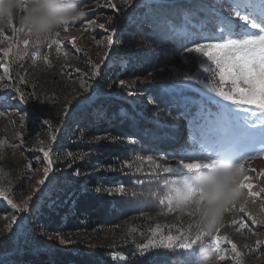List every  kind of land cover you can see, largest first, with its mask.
<instances>
[{"label":"rangeland","instance_id":"1","mask_svg":"<svg viewBox=\"0 0 264 264\" xmlns=\"http://www.w3.org/2000/svg\"><path fill=\"white\" fill-rule=\"evenodd\" d=\"M177 1L180 0H132L131 5H125L122 0H111L119 9L116 11L104 6L109 0H80L84 15L68 22L64 26L69 29L67 32L64 27L59 31L60 46L47 48L46 42L33 45L30 41L21 56L16 52L18 48L24 49L25 35L13 33L10 28L0 32V140L7 142L0 148L7 154V159L0 161V169L7 174L0 180V189L26 209L13 208L0 197V264H53L51 251L91 253L99 248L107 249L110 258L121 262L131 255L176 250L184 253V264H200L203 257L199 243L190 249L142 246L163 236H179L195 224L192 216L175 207L168 212L166 203L161 201L168 189L165 181L176 178L163 168L174 166L181 158L190 162L197 157L196 152L184 155L183 150L191 147L190 116L201 107L210 113L202 122L204 137L218 148L230 150L235 155L232 161L243 160L240 183L251 184V191L259 193L249 196V189L242 188L244 198L235 209L225 213L230 222L219 228L218 234L235 243L242 255L234 260L231 244L222 241L225 260H216L214 253V264H264V116L242 111L219 97L211 89L228 90L229 86L219 81L215 65L206 58L199 63L183 51L185 46H194L191 43L194 39L199 43H216L221 36H229L226 22H231L233 29L237 23L243 24L235 17L236 11L258 18L264 13L260 7L264 0H181L187 7L173 13L164 25L182 44L163 51L155 45H143L144 49L150 47V51L138 53L141 43L125 39L129 27L144 25L150 3ZM195 7L200 9L197 14L193 13ZM178 18L180 23L176 24L173 19ZM100 23L105 27H98ZM13 25L19 28L17 23ZM105 29L115 31L111 45L107 37L112 32ZM239 31L244 34L258 30L249 25ZM73 37L79 52L71 45ZM9 48L12 52L5 56L4 51ZM160 51L165 55L161 60L157 54ZM145 57L152 63L158 61L159 65L169 60L168 65L147 69L138 77L124 76L131 62H151H144ZM4 64L9 67L8 73L4 72ZM96 64L101 67L99 75L94 76ZM119 80L125 83L118 85ZM149 87L160 94L161 104L155 102L151 92H145ZM21 93L26 102L18 99ZM111 104H115L113 110ZM138 115L145 116L148 122L165 125L149 150L142 148L128 161L108 167L86 148L103 140H119L109 134L112 122L118 118L131 120ZM44 120L50 127L41 123ZM53 134L57 137L55 141L51 140ZM137 139L130 135L126 142L135 144ZM41 149L50 150L52 163L47 176L44 169L49 166L48 160ZM128 175H132L133 185L140 187L139 193L126 189L122 177ZM106 176H110L108 181ZM41 179L45 181L43 184L39 183ZM157 184L160 186L156 187ZM121 186L125 194L141 196L147 203L153 200L151 209L134 210L120 225L107 229L62 234L52 231L47 224L50 216L46 211L57 213L65 202L67 214H74L79 192L117 196L123 194L116 191ZM64 195L65 200L61 201ZM252 218L262 222L253 223ZM61 219L66 221L63 215ZM196 231L193 227L192 232ZM216 234L213 229L212 235H205L202 246L208 247Z\"/></svg>","mask_w":264,"mask_h":264},{"label":"snow or ice","instance_id":"2","mask_svg":"<svg viewBox=\"0 0 264 264\" xmlns=\"http://www.w3.org/2000/svg\"><path fill=\"white\" fill-rule=\"evenodd\" d=\"M122 3L125 5H131L132 0H122ZM111 7L116 11H119L115 3H111V0L104 5ZM231 7V5H230ZM237 7H243L242 5H237ZM264 9V5L260 6ZM235 17L238 18V21H243V24L237 23L236 29H233L231 22L225 23V29L230 33L229 36H221L219 42L216 43H199L198 40H192L191 43L193 47L185 46L184 53L191 54L189 55L190 59L197 60L199 63H204L205 58L207 61H210L215 65V69L219 75V81L222 84L228 85V90H225L223 87L216 89L212 88V91H215L219 97L224 101H230L232 105L237 106L238 109L242 111H250L255 113H260L264 116V13L260 14L259 17H250L249 15H242L240 11L234 13ZM95 23V21H91ZM109 24H112L113 21L109 19ZM250 25L252 29H257V32L254 33H244L242 34L239 29L247 28ZM100 28H104L105 25L100 23L98 25ZM10 29L13 33H23L25 39L23 40L24 49H17L16 55L21 56L22 51L27 50L30 41L33 45L40 44L41 42H46L47 48H51L53 45H61V33L55 32L48 35L45 38L36 40L31 38L27 31L19 27L17 28L13 24L10 26ZM69 29L64 27V31L67 32ZM106 31H111L112 34L107 37L108 45L113 43V36L115 35L114 29H105ZM2 34V33H0ZM4 39H9L7 36H4ZM212 39V37H208ZM71 45L77 52L80 51L79 48H76V38L71 39ZM12 52V48H9L4 51V55L8 56ZM47 57H45V60ZM4 72H9V67L7 64L3 65ZM100 65L96 64L93 66V75L97 76L100 73ZM79 71V69H77ZM207 71V69H205ZM192 77H189L191 79ZM9 79L11 77L9 76ZM125 82L123 80L117 81L118 85H122ZM131 91L132 89L129 88ZM19 92V89H15ZM21 102H26L23 93L20 94L18 98ZM253 106V107H245ZM235 113L233 109H230ZM210 115L209 111L206 108L201 107L199 111L191 114L190 116V148H185L183 150L184 155H190L192 152L197 153V157L191 159L190 162H186L185 159L181 158L174 166H166L163 168V171L167 174H175V179L165 181L168 185L176 184H187L188 176L193 172H202L204 170H212L218 162L225 160H235V155L230 151L223 148H218L216 144L210 143L202 133V122ZM43 125L49 126L47 120L41 121ZM57 139L56 135L51 136V140L55 141ZM7 142L0 140V148H2ZM10 147H15L14 145H9ZM43 151L44 157L48 160V167H45V175L51 170V159L49 158L50 150ZM150 159V158H149ZM30 167V165H29ZM244 170V163L241 159L237 162V172L239 176V189L242 188L249 189V196H258L259 193L252 192L251 184H242L240 183V175ZM247 179V177H245ZM45 181L41 179L40 184H43ZM116 191L123 193L125 191L124 187L116 188ZM242 192V191H241ZM243 193V192H242ZM192 194L194 198H198L199 203H203V189L193 188ZM0 197H3L9 205L13 208H17L20 211H25L24 207H21L15 204L11 199L8 198L4 189H0ZM240 200H233L224 210L225 213L235 209L237 207V202ZM161 203H166L167 211L172 212L174 210L173 204L170 202V199L165 198ZM176 208V207H175ZM180 211V210H179ZM243 211V208L240 209ZM181 212V211H180ZM182 213V212H181ZM185 213V212H184ZM189 216H193L195 213L186 212ZM183 214V213H182ZM224 218V216H223ZM223 218L216 223V226L213 228L216 230L217 234L214 236L212 242L208 245V248L211 249L213 253L216 254V260L223 261L225 260V255L221 248V243L227 242L231 244V250L235 254L233 257L234 260L240 257L242 254L237 251V245L227 237H221L218 232L219 228L222 226ZM15 222V219L14 221ZM253 223H260L262 221H257L255 218H252ZM195 227L197 231L192 232V228ZM212 229V230H213ZM212 230L208 229L202 223H195L194 225H189L187 231H181L179 236L167 235L163 236L159 240H149V242L142 246L143 249L149 247L159 248H172L178 246L184 249H190L198 243L201 245V248H204L203 237L205 235H212ZM159 231V229H157ZM156 235V232H153V236ZM181 237L183 239H181ZM179 241L177 244L176 242ZM259 243V242H258Z\"/></svg>","mask_w":264,"mask_h":264},{"label":"trees","instance_id":"3","mask_svg":"<svg viewBox=\"0 0 264 264\" xmlns=\"http://www.w3.org/2000/svg\"><path fill=\"white\" fill-rule=\"evenodd\" d=\"M183 2L184 1L180 0L174 3H150L149 10L144 17V25H134L129 27L130 32L125 35V39L130 42L137 41L136 43H141L140 50L137 51L138 53L147 50L150 51V47L153 45L157 46L158 49L162 51L174 48L176 44L181 45V39L178 40L177 36L174 35L164 24L167 19L173 17V13L181 12L187 7ZM199 10L195 7L193 8V13L197 14V12H200ZM173 20L176 24L180 23L179 18ZM143 45L150 47L144 49ZM162 51L157 53L160 60L164 55ZM148 58L149 57H145L143 61H151L150 63H152L153 60L148 61ZM168 61L169 60L163 62V65H159L158 61L152 64L131 62V66L125 69L124 76L131 74L134 77H138L147 69L155 68L157 66H167ZM147 91L152 93L155 102L162 103L161 99L159 100V93L153 92L150 87L145 89V92ZM158 92L160 91L158 90ZM111 105V109L113 110L115 104ZM146 111L148 112L150 110ZM149 126L150 129H147ZM164 130L165 125L148 122V119L142 115H138L136 118L125 121L118 118L112 122V126L108 131L110 135L119 138V140H103L95 145H88L86 148L96 154L98 160H101L103 165L109 167L112 166V164L115 165L128 161L139 150H142V148L149 150L151 148L150 145L157 142V136ZM130 135H135L138 138L137 143L131 144L126 142L127 137ZM139 146L141 148H139ZM109 178L110 176H106L105 180L108 181ZM122 179L127 190L135 194L139 193L140 187L133 185L132 175L122 177ZM157 185L158 186L156 187L160 186L159 184ZM59 195H61V193ZM63 200H65V195L61 198V201ZM152 204L153 200H150V203H147L141 196L133 197L132 195L125 193L117 196H107L98 195L93 192H79L75 198V205L73 208L74 214H67L68 203L65 202L64 206L58 207L59 209L57 213L49 210L46 211L50 216L47 224L49 223L52 231L62 234L83 229L91 231L101 228L107 229L120 225L130 213L134 212V210L145 211L151 209L150 206ZM62 215L66 217L65 222L61 219ZM227 219H229V217L226 218L225 216L223 218V223H229L230 221ZM45 220L46 219H44V221ZM50 254L54 258L53 264H184L186 261L184 253L176 250L165 251L163 254L154 253L147 256L139 254L131 255L126 261L122 262L110 258L109 251L105 248H99L91 253H72L65 250H56L51 251Z\"/></svg>","mask_w":264,"mask_h":264},{"label":"clouds","instance_id":"4","mask_svg":"<svg viewBox=\"0 0 264 264\" xmlns=\"http://www.w3.org/2000/svg\"><path fill=\"white\" fill-rule=\"evenodd\" d=\"M84 15L80 0H0V32L15 22L24 28L31 38L39 40L59 32L70 21ZM7 154L0 150V161ZM7 174L0 169V180ZM193 188L203 189V203L192 194ZM174 207L182 213L193 212L194 223H202L211 231L224 216V210L233 200H242L239 189L237 163L220 161L212 170L193 172L187 184L170 185L165 193ZM216 222V223H214ZM200 264H214V253L208 247L201 248Z\"/></svg>","mask_w":264,"mask_h":264},{"label":"bare ground","instance_id":"5","mask_svg":"<svg viewBox=\"0 0 264 264\" xmlns=\"http://www.w3.org/2000/svg\"><path fill=\"white\" fill-rule=\"evenodd\" d=\"M259 145V144H258ZM252 152V151H251Z\"/></svg>","mask_w":264,"mask_h":264}]
</instances>
